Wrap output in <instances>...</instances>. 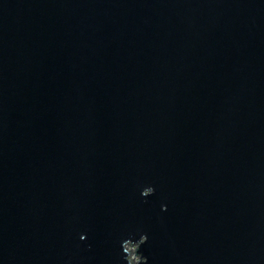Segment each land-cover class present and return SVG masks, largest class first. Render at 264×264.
Instances as JSON below:
<instances>
[{"label":"water","instance_id":"1","mask_svg":"<svg viewBox=\"0 0 264 264\" xmlns=\"http://www.w3.org/2000/svg\"><path fill=\"white\" fill-rule=\"evenodd\" d=\"M0 264H264V0H0Z\"/></svg>","mask_w":264,"mask_h":264},{"label":"rangeland","instance_id":"2","mask_svg":"<svg viewBox=\"0 0 264 264\" xmlns=\"http://www.w3.org/2000/svg\"><path fill=\"white\" fill-rule=\"evenodd\" d=\"M135 248H136L135 246H134V247H130V246H129V247H128V251L131 252V253H133L134 250H135ZM131 260H135V261L137 262V261H138V257L136 258V257H135V254H131Z\"/></svg>","mask_w":264,"mask_h":264}]
</instances>
